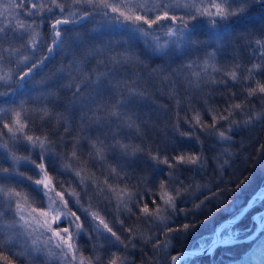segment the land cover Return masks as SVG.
Returning a JSON list of instances; mask_svg holds the SVG:
<instances>
[{"label":"snow or ice","instance_id":"obj_1","mask_svg":"<svg viewBox=\"0 0 264 264\" xmlns=\"http://www.w3.org/2000/svg\"><path fill=\"white\" fill-rule=\"evenodd\" d=\"M0 89V264H190L264 234V188L189 250L171 226L210 198L178 141L264 124V0H0ZM158 96L162 137L139 110Z\"/></svg>","mask_w":264,"mask_h":264},{"label":"trees","instance_id":"obj_2","mask_svg":"<svg viewBox=\"0 0 264 264\" xmlns=\"http://www.w3.org/2000/svg\"><path fill=\"white\" fill-rule=\"evenodd\" d=\"M205 34H202V38L210 36L208 26L204 28ZM207 29V31H206ZM44 31V29H41ZM118 32L111 33L105 36L108 39L109 36L114 41L123 42L124 39L119 36ZM201 39V37H197ZM61 60V56H57L50 68L58 66V62ZM67 63V60L64 61ZM150 62V61H146ZM159 61H156L158 64ZM155 66V64L153 65ZM3 89H0L2 91ZM4 98H0L3 100ZM157 104L145 105L139 110L144 118H148L150 115L152 120L155 121L158 118L161 121V127L163 128V112L164 110L159 108L161 104H172L167 97H156ZM168 102V103H167ZM161 132V131H160ZM164 128L162 129L161 137L163 136ZM159 133H153L157 135ZM232 135V143H218L216 138H203L204 144L201 147L195 140L178 141L184 151L188 152H203L205 157L204 168L199 172L186 171L184 176L189 180L185 181L186 184L191 183L195 189L196 185L206 186L195 189L196 196L199 199L196 203H199L205 196L210 197L204 204L203 208L196 210L194 215H189L187 219L183 215L176 218L173 227L180 226L184 223H190L194 225V228L190 231L187 238L184 235L175 234V245L177 251L189 250L194 244H196L201 237L207 238L215 226L223 221V218L230 213H235L239 207L243 206L245 201L253 195L258 188H264V153H261V145H264V124H256L251 128H234L230 133ZM194 142V143H192ZM224 149L227 152L224 153ZM21 154H26L23 151ZM215 157H219L216 159ZM220 161V162H219ZM224 161L228 163L225 164ZM222 165V167H221ZM220 171V174L218 172ZM220 175L223 176V181L220 180ZM182 179L184 177H181ZM203 183V184H201ZM219 185L220 189H228L224 196L223 204H219L218 200L211 198V193L207 191V188H212L213 191H217L215 185ZM237 184L240 185L237 188ZM192 207L191 202L185 204L181 202L179 207ZM133 221H129L131 224ZM252 225L248 224L246 228L242 227L240 230V237L245 236L252 230ZM164 237L161 236V240ZM85 243L84 241H81ZM264 243V234L260 233L254 240L245 243H237L233 245L220 246L215 249L213 253L206 254L199 259L190 261V264H237L245 254L247 247L250 245L256 248L259 244ZM141 249L146 254H150L148 248H144L143 244H139L135 249V254L139 256ZM249 251V250H248ZM247 252V250H246Z\"/></svg>","mask_w":264,"mask_h":264},{"label":"rangeland","instance_id":"obj_3","mask_svg":"<svg viewBox=\"0 0 264 264\" xmlns=\"http://www.w3.org/2000/svg\"><path fill=\"white\" fill-rule=\"evenodd\" d=\"M205 30V29H204ZM201 31L199 34H198V37H201V40H209L208 39V36H205V39L204 38H202V34H205L206 32L205 31ZM206 31H207V29H206ZM114 32H118L120 35L119 36H121L123 39H126V37H125V34L120 30V29H115V30H113L111 33H114ZM110 33V34H111ZM206 35H207V33H206ZM168 103V102H167ZM171 105V104H170ZM162 129L163 128H160V131L161 132H159V135H161V133H162ZM192 143H194V142H192ZM220 162V161H219ZM218 172H219V174H220V171L218 170ZM201 184H203V183H201ZM217 227V225L215 226V228ZM253 228V227H252ZM251 232H253V229L251 230ZM250 232V233H251ZM260 233H257V235L253 238V239H251V240H246V241H243V242H234L233 244H237V243H245V242H250V241H252V240H254L258 235H259ZM246 236V235H245ZM245 236H242V237H240L239 239H242V238H244ZM84 242H86V240L84 241ZM233 244H231V245H233ZM225 246V245H224ZM228 246V245H227ZM257 248L258 247H254L253 246V244H251L250 245V248L249 247H247L246 248V250H247V252H246V250H245V254L243 255V257H242V259L237 263V264H259V259H258V256H256V255H254V252H256V250H257ZM249 250V251H248Z\"/></svg>","mask_w":264,"mask_h":264},{"label":"water","instance_id":"obj_4","mask_svg":"<svg viewBox=\"0 0 264 264\" xmlns=\"http://www.w3.org/2000/svg\"><path fill=\"white\" fill-rule=\"evenodd\" d=\"M222 222V221H221ZM217 227H218V224H217ZM246 240H249V239H246V238H242V239H237L236 241L234 242H243V241H246ZM233 242V243H234ZM214 251V250H213ZM212 252V251H211ZM210 252H208L207 254H209Z\"/></svg>","mask_w":264,"mask_h":264},{"label":"bare ground","instance_id":"obj_5","mask_svg":"<svg viewBox=\"0 0 264 264\" xmlns=\"http://www.w3.org/2000/svg\"><path fill=\"white\" fill-rule=\"evenodd\" d=\"M240 231H241V230H240ZM183 251H184V250H183ZM210 253H213V251H212V252H210ZM210 253H209V254H210Z\"/></svg>","mask_w":264,"mask_h":264}]
</instances>
